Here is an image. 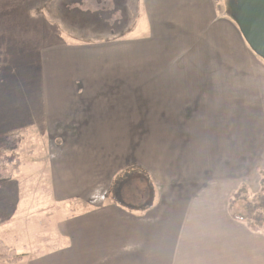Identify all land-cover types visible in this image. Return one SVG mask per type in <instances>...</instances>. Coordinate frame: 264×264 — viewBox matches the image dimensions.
I'll list each match as a JSON object with an SVG mask.
<instances>
[{"label": "crops", "instance_id": "1", "mask_svg": "<svg viewBox=\"0 0 264 264\" xmlns=\"http://www.w3.org/2000/svg\"><path fill=\"white\" fill-rule=\"evenodd\" d=\"M122 3L123 31L110 25L106 35L86 22L81 37L39 53V102L30 97V109L45 131L43 202L54 209L47 215L65 209L47 225L54 231L35 230L37 247L18 264H173L183 254L189 264H231L245 250L233 241L232 191L215 182L264 172V61L219 0ZM134 166L154 187L140 212L110 195L116 176ZM6 187L19 185L3 182L0 194ZM73 200L90 210L67 217ZM26 206L10 197L0 207V219H10L0 235L16 249L27 247L10 236L19 217L35 218Z\"/></svg>", "mask_w": 264, "mask_h": 264}, {"label": "rangeland", "instance_id": "2", "mask_svg": "<svg viewBox=\"0 0 264 264\" xmlns=\"http://www.w3.org/2000/svg\"><path fill=\"white\" fill-rule=\"evenodd\" d=\"M96 1L0 0V64H10L17 68L14 78H0V155L3 154V149L11 147L13 144L7 143L4 138L6 131L10 130L6 128L22 125H33L34 127L20 141L21 148L18 152L19 171L23 174V177L17 182L19 188L6 187L5 192L0 194V207L10 197L21 202L25 201L26 207L32 206L33 211L39 207L47 206L43 202L47 199L49 192L47 187V146L46 141H44V124L41 122L39 112L36 111V113L32 112L31 114L30 109V97L35 107L37 101L39 102V78L41 73L39 53L48 46L72 42L69 38L65 39L64 36H70L73 39L81 37L78 34L79 31H84L82 28L86 26V22L89 23L90 28L102 29L106 35L110 33L105 28L107 26L113 25L118 26L120 29L126 28V15L121 19L122 15L120 13L121 10L125 11L126 7L123 5L122 0H101L98 4ZM231 2L232 0H219L220 10H223V6L225 9H229ZM83 10H88L92 14L84 17ZM115 10L114 14L116 15L112 14ZM102 14L103 21L100 20L99 16ZM119 32L117 33L121 34ZM82 36L85 37L86 35L82 33ZM28 67H30V70ZM1 71L2 69H0ZM11 74L14 75V73ZM36 110L38 109L36 108ZM40 113L42 115V110ZM257 167L264 169V161L259 163ZM247 174L246 177H231L230 184H223L220 180H216L215 185L229 187L232 191L231 197L235 191L243 187L246 191L245 198L247 202L255 201L259 205L264 200V183L261 184L264 172L252 171ZM242 202H244V199H242ZM67 205L70 207L68 203ZM237 205L243 207L241 202ZM64 209L65 204H62L56 207V214L53 213V215H47L48 212L51 213L50 209L39 213L33 211L27 213L28 215L31 212L27 217L35 218L24 219V217H20L18 227L10 233L11 237L17 238L19 244L27 245V247L17 249L18 252L29 255L32 247L34 249L37 247V244H34L36 240L35 230L38 231L42 228L46 229L47 233H50L51 230L54 231L52 226L48 227L47 225H52L53 220L58 219ZM215 209L218 212L221 210L217 201ZM219 213L221 214V212ZM38 217L42 220L48 219V221L41 225ZM231 220L232 231H238L233 241H237V245H241V248L245 250L240 253L241 258H232L231 264H264V228L256 230L248 226V221L240 224L238 221H233V218ZM244 238L248 240L252 238L253 241L250 243L245 241L246 245L243 248L244 242L242 241ZM42 250H44L43 245L38 251H33L32 254ZM220 253L222 254V252ZM184 256L185 261L182 259ZM183 257L174 259L173 264H189L187 262L191 259L184 254ZM201 259L203 258L199 257L197 262L193 261L191 264H206ZM0 264L6 263L0 262ZM215 264H218V262Z\"/></svg>", "mask_w": 264, "mask_h": 264}, {"label": "trees", "instance_id": "3", "mask_svg": "<svg viewBox=\"0 0 264 264\" xmlns=\"http://www.w3.org/2000/svg\"><path fill=\"white\" fill-rule=\"evenodd\" d=\"M229 8L235 12L237 10L234 0L229 5ZM1 53V52H0ZM0 78H14L16 76V68L9 64H0ZM11 73H14L11 74ZM6 131L4 138L7 143H13L11 147H7L2 150L0 155V186L3 182L11 181L15 184L23 177V174L19 171V150L21 148V140L24 139L28 131L29 126L12 127ZM264 183V178L261 180V184ZM246 191L243 187L239 188L230 198L229 211L230 216L233 220L238 222L248 221L250 228L260 230L264 228V200L258 204L254 202H247L245 198ZM111 197L112 200L122 208L127 210L144 211L152 204L154 195V187L149 176L139 167H129L120 172L114 179L111 186ZM244 199V202H242ZM73 201L79 207L73 204ZM69 201L68 204L72 205L69 207L67 217L74 216L78 213H84L90 210V206L83 203L77 202V200ZM243 204V207L238 206L239 203ZM33 210L34 208H30ZM53 209L52 206L39 207L33 212L39 213ZM241 209V210H240ZM16 216L19 214L15 210ZM31 212L28 214L30 215ZM14 216V215H12ZM15 216V217H16ZM20 218V217H19ZM18 219V218H16ZM10 219H0V227ZM64 243H61L63 245ZM28 254L19 253L18 250L7 244L4 238L0 235V262L6 264H18Z\"/></svg>", "mask_w": 264, "mask_h": 264}, {"label": "water", "instance_id": "4", "mask_svg": "<svg viewBox=\"0 0 264 264\" xmlns=\"http://www.w3.org/2000/svg\"><path fill=\"white\" fill-rule=\"evenodd\" d=\"M234 3L237 10H232V18L250 49L264 61V0H234Z\"/></svg>", "mask_w": 264, "mask_h": 264}]
</instances>
